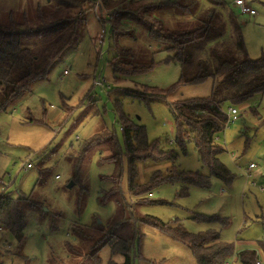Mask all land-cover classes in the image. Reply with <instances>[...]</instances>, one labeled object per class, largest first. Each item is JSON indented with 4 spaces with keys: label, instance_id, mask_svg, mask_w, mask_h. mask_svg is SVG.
<instances>
[{
    "label": "rangeland",
    "instance_id": "1",
    "mask_svg": "<svg viewBox=\"0 0 264 264\" xmlns=\"http://www.w3.org/2000/svg\"><path fill=\"white\" fill-rule=\"evenodd\" d=\"M222 1L230 4L242 24L251 58L262 57L264 0H243L255 10L254 15L242 12L235 4L237 0ZM48 2L0 0V20L7 21L11 11L19 16L26 11L34 16L37 5ZM50 5L52 7L54 2ZM106 12H102L104 16ZM157 14L162 15L167 28L176 26L177 17L173 11ZM86 17L88 22L80 32L79 42L65 50L48 77L37 81L31 92L7 110L0 111V194L10 190L13 195H29L35 189L48 208L62 213L55 231L51 229L50 217L40 220L31 216L19 255L4 254L19 244L9 232L0 230V264H26L23 256L29 259L27 264H48L52 253L65 258L68 245L76 242L72 224L90 225L95 219L107 223L114 217L115 204L98 201L103 184L101 175L109 174L111 166H100L99 153L94 152L84 162L76 182L73 179L75 159L69 152L76 154L87 139L106 126L115 131L123 145L122 115L134 124L144 125L150 142L157 143L163 150L173 151L179 170L210 174L193 141L187 144L186 152L178 147L171 105L210 97L212 79L178 85L180 65L166 62L168 52L157 51L156 65L150 72L115 81L108 37L103 43L99 42L102 29L109 32V24L100 22L94 9L88 10ZM139 36V40L128 42L136 53L148 45L146 32L141 28ZM150 58L145 56L143 60ZM95 73L104 80V86L94 85ZM143 87L164 90L166 99L143 100L134 94ZM236 107L238 119L229 123L216 140L225 149L220 158L231 171L232 182L227 184L211 177V186L201 188L177 178L165 180L154 185L150 194L142 196L153 203L144 202L140 197L133 211L137 217H157L169 224L178 219L191 233L215 228L223 241L235 244L236 253L254 249L264 261V190H260L264 185V93ZM28 161L33 163L31 168L23 166ZM252 162L257 166L248 176ZM170 165L148 160L139 162V182H149L157 169L162 170L164 177L169 175ZM41 172L42 181L37 185ZM71 181L74 185L70 188ZM126 182L125 179V185ZM83 189L89 190L84 199ZM127 189L124 186L126 196L133 203ZM214 215L226 219L228 225L197 220ZM138 226L140 234L133 250V264H197L187 245L144 222H139ZM99 256L101 264L112 261L122 264L124 261V257L114 254L110 246L104 247Z\"/></svg>",
    "mask_w": 264,
    "mask_h": 264
},
{
    "label": "trees",
    "instance_id": "2",
    "mask_svg": "<svg viewBox=\"0 0 264 264\" xmlns=\"http://www.w3.org/2000/svg\"><path fill=\"white\" fill-rule=\"evenodd\" d=\"M96 1L49 0L47 4L37 5L34 16L26 11L19 16L11 11L7 21L0 20V111L7 110L31 92L37 81L48 77L65 50L79 42L80 32L88 22L86 12L94 9ZM51 2H54L52 7ZM104 10L107 12L103 23L109 24L110 64L115 81L150 72L156 65L157 51L168 52L166 62L180 65L178 85L212 79L210 97L171 105L178 147L186 152L187 144L193 141L210 174L179 170L173 151L150 142L144 125L134 124L122 115L123 145L115 131L106 126L87 139L76 154L69 152L75 159L73 179L76 182L84 162L94 152L99 153L100 166H111L109 174L101 175L103 184L98 201L114 203L116 213L107 223L95 219L90 225L72 224L76 242L68 245L65 258L52 253L48 264H101L99 253L106 246L124 257L122 264H133L139 222L187 245L197 264H225L234 254L235 244L223 241L217 229L191 233L178 219L169 224L157 217H137L133 205L140 200L153 203L142 196L150 194L154 185L165 180L177 178L201 188L211 186V177L227 184L232 182L233 175L220 158L225 149L217 144L216 137L226 128L229 107L247 104L264 93V54L258 59L251 58L242 24L230 4L222 0H101L100 11ZM163 10L175 13L173 29L167 28L156 15ZM140 28L146 32L148 45L136 53L128 42L139 40ZM145 56L151 57L150 60H143ZM141 90L134 94L148 102L167 96L164 90L148 87ZM147 160L155 164L171 163L170 174L164 177L162 170L157 169L149 182H139V162ZM42 176L43 172L37 185ZM124 186L133 203L126 196ZM83 190L84 199L89 190ZM45 207L47 203L38 197L35 189L29 195H13L10 190L0 194V230L9 232L19 244L4 254H21L27 225L33 215L40 220L50 217L51 229L57 230L62 213ZM199 219L228 225L226 219L217 215ZM238 256L241 264H257L259 259L254 249L241 250ZM23 257L27 264L29 259Z\"/></svg>",
    "mask_w": 264,
    "mask_h": 264
},
{
    "label": "built area",
    "instance_id": "3",
    "mask_svg": "<svg viewBox=\"0 0 264 264\" xmlns=\"http://www.w3.org/2000/svg\"><path fill=\"white\" fill-rule=\"evenodd\" d=\"M100 3L101 0H97L95 5H94V11L96 12V17L100 22H103L104 19V15L103 13L100 11ZM235 4L237 6H239L242 10V12L244 13H249L251 15H254L256 12L254 9H252L249 5H247L243 0H237L235 2ZM109 36V32L106 31L105 28L102 29V32L99 36V42L103 43L105 41V39ZM68 71H65V73H67ZM94 85H98V86H104V80H102L96 73L94 74ZM238 108L236 106H231L228 108L227 110V114H228V122L227 125L231 122H234L238 119ZM226 125V127H227ZM218 139V137H216V140ZM26 168H31L33 166L32 161H28L26 164L23 165ZM257 165L255 163H251L249 165L248 168V176H251V170L253 168H255ZM59 177V176H58ZM260 190L263 191L264 190V185L260 186ZM225 264H241L240 260H239V256H238V252H234V254L232 255L231 258H229ZM257 264H264L263 260H258Z\"/></svg>",
    "mask_w": 264,
    "mask_h": 264
},
{
    "label": "crops",
    "instance_id": "4",
    "mask_svg": "<svg viewBox=\"0 0 264 264\" xmlns=\"http://www.w3.org/2000/svg\"><path fill=\"white\" fill-rule=\"evenodd\" d=\"M171 11H172V10H163V11H158V12H171ZM158 12H157V13H158ZM157 13H156V15H157L159 18L162 19V15H161V14L158 15ZM162 20H163V19H162Z\"/></svg>",
    "mask_w": 264,
    "mask_h": 264
},
{
    "label": "water",
    "instance_id": "5",
    "mask_svg": "<svg viewBox=\"0 0 264 264\" xmlns=\"http://www.w3.org/2000/svg\"><path fill=\"white\" fill-rule=\"evenodd\" d=\"M73 185H74V182L73 181H71L70 183H69V185H68V187H73Z\"/></svg>",
    "mask_w": 264,
    "mask_h": 264
}]
</instances>
